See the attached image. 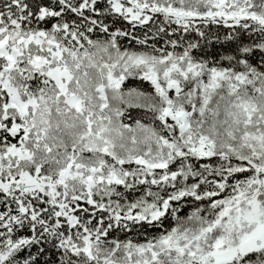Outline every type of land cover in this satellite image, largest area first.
<instances>
[{"label":"snow or ice","instance_id":"snow-or-ice-1","mask_svg":"<svg viewBox=\"0 0 264 264\" xmlns=\"http://www.w3.org/2000/svg\"><path fill=\"white\" fill-rule=\"evenodd\" d=\"M0 264H264V0H0Z\"/></svg>","mask_w":264,"mask_h":264},{"label":"trees","instance_id":"trees-1","mask_svg":"<svg viewBox=\"0 0 264 264\" xmlns=\"http://www.w3.org/2000/svg\"><path fill=\"white\" fill-rule=\"evenodd\" d=\"M130 86H135V83L134 82H131L130 83ZM126 122H130V121H126Z\"/></svg>","mask_w":264,"mask_h":264}]
</instances>
